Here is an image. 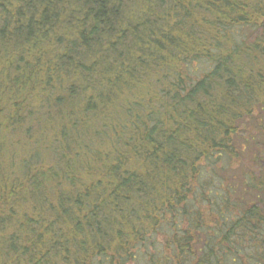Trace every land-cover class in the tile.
<instances>
[{"label": "trees", "instance_id": "trees-1", "mask_svg": "<svg viewBox=\"0 0 264 264\" xmlns=\"http://www.w3.org/2000/svg\"><path fill=\"white\" fill-rule=\"evenodd\" d=\"M0 264H264V0H0Z\"/></svg>", "mask_w": 264, "mask_h": 264}]
</instances>
